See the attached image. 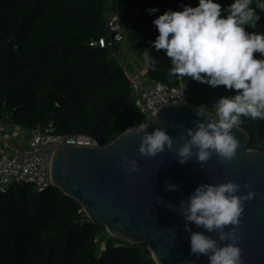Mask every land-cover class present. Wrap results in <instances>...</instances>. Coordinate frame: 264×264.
<instances>
[{
  "label": "trees",
  "instance_id": "trees-1",
  "mask_svg": "<svg viewBox=\"0 0 264 264\" xmlns=\"http://www.w3.org/2000/svg\"><path fill=\"white\" fill-rule=\"evenodd\" d=\"M198 2L0 0V125L16 133L11 142L49 128L52 135L88 136L106 147L130 127L148 122L136 106L141 76L171 87L180 84L177 77L169 79L166 51L150 43L159 35L153 20L168 9L182 11L181 5ZM219 2L227 7L233 0ZM153 7L159 11L148 14ZM115 14L124 41L109 48L91 46L110 39L107 23ZM257 14L258 25L245 26L246 31L264 32V14L259 9ZM145 49L158 61L155 71L143 64ZM131 56L140 63L132 73ZM183 79L189 81L186 98L193 106L211 108L219 97L235 95L223 85ZM242 121L240 127L251 137L248 148L264 151V120ZM0 264L157 263L147 245L112 237L60 189L39 193L34 183L17 182L0 193Z\"/></svg>",
  "mask_w": 264,
  "mask_h": 264
},
{
  "label": "water",
  "instance_id": "water-1",
  "mask_svg": "<svg viewBox=\"0 0 264 264\" xmlns=\"http://www.w3.org/2000/svg\"><path fill=\"white\" fill-rule=\"evenodd\" d=\"M197 111L198 107L187 101L168 105L151 117L146 131L166 130L174 140V148H179L182 134L190 139L188 129L214 118L211 113L199 117ZM232 131L241 147L230 162L221 163L220 157L213 154L206 163L193 156L181 164L172 150L144 157L139 153L142 134L132 128L106 147L55 148L49 179L64 195L80 203L91 222L104 226L112 237L147 245L157 264H209L207 256L191 254V233L185 227L218 242L219 233H208L202 226L186 221L181 204L201 184L236 182L241 185L239 195L256 192L252 200L245 201L240 218L238 246L243 264H264V151L248 148L251 137L245 129ZM125 156L137 160L138 171L130 174L117 166ZM168 183L179 187L170 191Z\"/></svg>",
  "mask_w": 264,
  "mask_h": 264
},
{
  "label": "clouds",
  "instance_id": "clouds-1",
  "mask_svg": "<svg viewBox=\"0 0 264 264\" xmlns=\"http://www.w3.org/2000/svg\"><path fill=\"white\" fill-rule=\"evenodd\" d=\"M181 7L182 11L168 9L153 20L159 35L150 43L157 51L165 50L170 58L169 79L188 77L213 88L223 85L234 90L235 95L219 97L211 108L207 104L200 105L197 116L211 113L214 118L188 129L190 139L182 134L179 148H174V140L166 130L157 128L147 132L150 124L139 123L134 128L135 133L142 134L139 153L155 157L172 150L181 164L193 156L198 162L206 163L213 154L220 157L221 163L230 162L241 147L232 130L240 128L242 118L264 120V32H248L245 27L258 25L261 15L257 14V9L264 14V0H233L227 7L219 0H199L198 6ZM146 11L154 14L159 9L153 7ZM257 52L261 58L254 57ZM151 53L143 50L142 61L155 71L158 61ZM117 166L130 174L139 168L137 160L127 156L118 161ZM178 187L166 184L170 191ZM244 187L250 189L251 185ZM240 191L241 185L233 181L205 183L182 202L180 211L186 221L202 226L208 233H219L218 242L203 232H193L186 225L185 231L191 233V254L207 256L209 264H243L242 249L238 246L240 218L245 201L252 200L256 192L239 195ZM228 226L232 227L225 231Z\"/></svg>",
  "mask_w": 264,
  "mask_h": 264
},
{
  "label": "built area",
  "instance_id": "built-area-1",
  "mask_svg": "<svg viewBox=\"0 0 264 264\" xmlns=\"http://www.w3.org/2000/svg\"><path fill=\"white\" fill-rule=\"evenodd\" d=\"M119 19L117 14L108 18L107 29L110 39L103 37L90 45L109 48L121 44L124 41V35ZM179 79L180 84L176 87L162 82H149L137 95L136 106L146 116L149 124L151 117L161 108L187 101L189 81ZM15 135L16 133L6 124L0 125V193L3 194L17 182L34 183L39 193L54 187L49 179V168L53 149L59 146L100 147L91 137L52 135L49 128L33 130L31 138L22 137L13 143L11 141Z\"/></svg>",
  "mask_w": 264,
  "mask_h": 264
},
{
  "label": "rangeland",
  "instance_id": "rangeland-1",
  "mask_svg": "<svg viewBox=\"0 0 264 264\" xmlns=\"http://www.w3.org/2000/svg\"><path fill=\"white\" fill-rule=\"evenodd\" d=\"M139 62L137 61V59H135L134 57H130L129 58V61H128V70H129V72L130 73H132V72H134V67H135V69L137 70L138 69V67H139ZM140 68V67H139ZM135 75V74H134ZM131 77H132V75H131ZM136 88H137V90H138V84H137V86H136ZM25 150H28V148L27 147H25L24 148Z\"/></svg>",
  "mask_w": 264,
  "mask_h": 264
},
{
  "label": "crops",
  "instance_id": "crops-1",
  "mask_svg": "<svg viewBox=\"0 0 264 264\" xmlns=\"http://www.w3.org/2000/svg\"><path fill=\"white\" fill-rule=\"evenodd\" d=\"M137 76L140 78V75H139V74H137L136 77H137ZM143 76H145V78H144ZM143 76H141L142 78H141V80H139V82H140V83H139V87H138V90H139V91H141V90L143 89V87H144L146 84L149 83L146 74H144ZM134 78H135V76H134Z\"/></svg>",
  "mask_w": 264,
  "mask_h": 264
}]
</instances>
